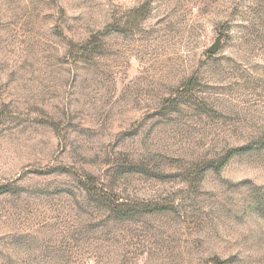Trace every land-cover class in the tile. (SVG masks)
Here are the masks:
<instances>
[{
    "label": "rangeland",
    "instance_id": "obj_1",
    "mask_svg": "<svg viewBox=\"0 0 264 264\" xmlns=\"http://www.w3.org/2000/svg\"><path fill=\"white\" fill-rule=\"evenodd\" d=\"M0 264H264V0H0Z\"/></svg>",
    "mask_w": 264,
    "mask_h": 264
},
{
    "label": "trees",
    "instance_id": "obj_2",
    "mask_svg": "<svg viewBox=\"0 0 264 264\" xmlns=\"http://www.w3.org/2000/svg\"><path fill=\"white\" fill-rule=\"evenodd\" d=\"M244 151H248V149H245ZM233 154H229L227 155L225 158H223L222 162L219 163L217 166L213 165V164H207V168H211L213 169L215 172L219 171L221 169V167H223L225 165V163L229 160V158L232 156Z\"/></svg>",
    "mask_w": 264,
    "mask_h": 264
},
{
    "label": "water",
    "instance_id": "obj_3",
    "mask_svg": "<svg viewBox=\"0 0 264 264\" xmlns=\"http://www.w3.org/2000/svg\"><path fill=\"white\" fill-rule=\"evenodd\" d=\"M218 42H216L211 48H209L208 52L209 53H214L217 49Z\"/></svg>",
    "mask_w": 264,
    "mask_h": 264
}]
</instances>
